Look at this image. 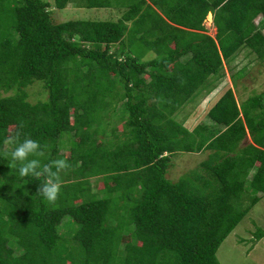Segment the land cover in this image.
I'll use <instances>...</instances> for the list:
<instances>
[{"label":"trees","instance_id":"1","mask_svg":"<svg viewBox=\"0 0 264 264\" xmlns=\"http://www.w3.org/2000/svg\"><path fill=\"white\" fill-rule=\"evenodd\" d=\"M70 1L109 3L53 8ZM161 1L176 5L174 25L150 12L127 28L139 3L118 21H57L43 0H0V264H221L220 244L264 193V92L238 103L228 87L207 111L213 124L189 129L176 115L196 90L211 92L240 48L264 60V0ZM146 48L155 55L141 60ZM34 80L45 100H28ZM21 123L43 148L29 159L72 166L55 203L37 192L44 177H20L3 155ZM201 151L199 171L168 176L179 152ZM247 185L253 196L240 208Z\"/></svg>","mask_w":264,"mask_h":264},{"label":"rangeland","instance_id":"2","mask_svg":"<svg viewBox=\"0 0 264 264\" xmlns=\"http://www.w3.org/2000/svg\"><path fill=\"white\" fill-rule=\"evenodd\" d=\"M43 1L51 5L50 9L54 12L53 17L57 21L69 19H114L113 16H108L109 9L86 8L79 7L78 5H67L63 9H54L53 0ZM258 19L259 18H256V23ZM204 25L207 33L214 36L216 28L212 22V16H206ZM148 37L149 36H145L144 39ZM114 46L116 47L117 45ZM140 54H142V52ZM154 55L155 53L152 50L147 49L141 56V60H148ZM223 71L224 74L221 77H218V79L213 78L212 83L213 85L215 84V86L211 92L208 93L206 89L202 90L203 87L196 90L197 92L195 95L182 106L178 115H176L178 120L184 119V125L187 128L192 129L198 123L213 124L211 119L207 116V111L224 90L232 85L238 103H242L255 93L264 92V60L258 59L253 52L249 51V48H240L230 60L225 62ZM206 84L207 83H205V85ZM25 89L30 102L45 100L47 98V91L43 87V82L41 80H34ZM118 90H120V88H118ZM114 104H116L115 110L117 114H119V111L123 112V103L121 100H115ZM102 122V127L110 132L111 128L107 127L109 120L104 119ZM118 124L119 122L117 121L116 127ZM108 135L109 134H107V136L106 134H102L101 136L108 137ZM67 147L68 144L65 143L61 151ZM6 148H11V145H6ZM207 155L208 151L179 152V154L173 158V164L169 168L168 176L172 180H177V178L185 172H190V170L199 171V168L196 167H198L199 162L205 159ZM89 181L91 193L102 196L103 185L101 176L90 177ZM258 194L259 193H257V195ZM252 196V190L247 185L240 197L235 200L239 202L240 208H245L249 204ZM66 219H68V217L64 218V220ZM70 223L71 224L68 226L71 229L76 227V224L74 225L72 221H70ZM257 228L264 229V193L259 194V200L250 207L236 227L220 244L216 252L219 262L221 264H264V235L256 239L254 237V232ZM61 231L65 232L67 229L64 227L61 228Z\"/></svg>","mask_w":264,"mask_h":264},{"label":"clouds","instance_id":"3","mask_svg":"<svg viewBox=\"0 0 264 264\" xmlns=\"http://www.w3.org/2000/svg\"><path fill=\"white\" fill-rule=\"evenodd\" d=\"M21 123L18 128L4 138V144L14 146L11 151L3 153L5 158L11 159L9 167H17L20 177L34 176L44 177V182L40 184L37 192L48 203H55L60 195L62 182L59 173L71 169V165L66 158L54 159L46 164H41L39 159L29 157L43 156V148L38 140L24 134ZM23 136V139L21 137ZM55 169V171H53Z\"/></svg>","mask_w":264,"mask_h":264},{"label":"crops","instance_id":"4","mask_svg":"<svg viewBox=\"0 0 264 264\" xmlns=\"http://www.w3.org/2000/svg\"><path fill=\"white\" fill-rule=\"evenodd\" d=\"M156 0H109V3L107 6L104 7H93V8H103V9H109L108 16H113L114 19H105V20H113L118 21L119 19H122L123 15L130 10V5L139 3L138 8L136 10L133 9V15L130 18H123V24L127 26V28L132 27L134 24V21L137 18L143 17V15H149L148 13H156L155 15H159L161 18L165 19L169 24H175L174 22H171L169 20V17L167 16V11L171 12V9H173L174 2L170 1L168 3H163L164 1L158 0L160 4L155 3ZM161 1V2H160ZM67 5H81L80 2H74L70 1L67 3ZM80 7V6H79ZM78 7V8H79ZM177 8V7H175ZM174 9L173 11H175ZM173 11L169 14H172ZM146 13V14H145ZM212 16L211 12H208L206 16ZM155 17V16H154ZM204 24V21H203ZM150 25V24H149ZM136 36H139V32L136 33ZM261 193V192H260ZM259 193V194H260ZM258 194V195H259Z\"/></svg>","mask_w":264,"mask_h":264}]
</instances>
